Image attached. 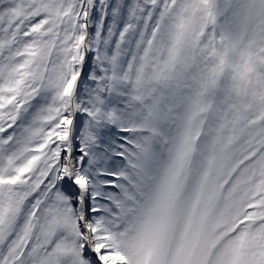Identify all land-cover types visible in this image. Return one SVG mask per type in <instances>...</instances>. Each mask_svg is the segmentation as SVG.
I'll return each instance as SVG.
<instances>
[{
	"label": "snow or ice",
	"instance_id": "snow-or-ice-1",
	"mask_svg": "<svg viewBox=\"0 0 264 264\" xmlns=\"http://www.w3.org/2000/svg\"><path fill=\"white\" fill-rule=\"evenodd\" d=\"M0 264H264V0H0Z\"/></svg>",
	"mask_w": 264,
	"mask_h": 264
}]
</instances>
